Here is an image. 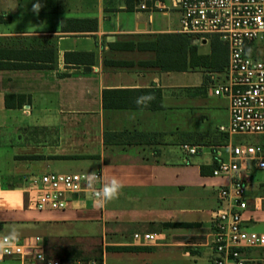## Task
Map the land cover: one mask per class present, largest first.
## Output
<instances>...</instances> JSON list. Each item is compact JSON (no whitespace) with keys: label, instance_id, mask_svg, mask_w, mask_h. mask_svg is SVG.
<instances>
[{"label":"crops","instance_id":"obj_1","mask_svg":"<svg viewBox=\"0 0 264 264\" xmlns=\"http://www.w3.org/2000/svg\"><path fill=\"white\" fill-rule=\"evenodd\" d=\"M149 1L0 0V64L46 65L0 68V231L41 238L46 256L61 264H210L211 217L224 183L211 172L234 145L264 148V135L242 143L220 130L230 122L229 99L212 93L225 77L223 43L190 36L205 64L183 71L156 67V53L139 48L181 34L172 0L140 8ZM148 94L156 99L138 107L136 98ZM6 95L22 96L21 106L10 99L15 108H7ZM48 172H100L103 182L116 176L124 187L103 209L80 194L63 211H37L20 180ZM255 172L264 171L247 174L241 228L264 234ZM136 233L158 242L139 246ZM244 256L264 264V249Z\"/></svg>","mask_w":264,"mask_h":264},{"label":"built area","instance_id":"obj_2","mask_svg":"<svg viewBox=\"0 0 264 264\" xmlns=\"http://www.w3.org/2000/svg\"><path fill=\"white\" fill-rule=\"evenodd\" d=\"M149 7L159 8L158 1H149ZM180 14V33L192 36L197 43L217 39L227 49L224 80L212 93L229 99L230 122L220 127L232 135H264V0H172ZM248 48H251L248 50ZM188 154L196 147L183 146ZM251 170L264 171V148L259 145H234L227 160H218L211 172L212 178L224 181L218 187V207L212 212L214 231L210 235L212 257L210 264H247L251 261L244 252L264 249V234L244 231L242 214ZM93 173V172H91ZM91 173L29 174L21 177L20 192L28 197V206L37 211H63L72 195L89 194L102 186L90 183ZM9 235H0V240ZM139 246L155 245L154 234H134ZM0 264H61L59 259L46 256L41 238L27 237L9 242L0 252Z\"/></svg>","mask_w":264,"mask_h":264},{"label":"trees","instance_id":"obj_3","mask_svg":"<svg viewBox=\"0 0 264 264\" xmlns=\"http://www.w3.org/2000/svg\"><path fill=\"white\" fill-rule=\"evenodd\" d=\"M212 42L220 43L217 39ZM139 48H145L154 51L157 57L153 64L162 70L183 71L188 67L192 70H195L197 67L203 66L205 64L202 62L204 59L197 55V46L192 44L190 35L186 34L158 35L154 42L140 44ZM250 49L251 48H248V50ZM46 54L51 55V53ZM214 57V63L217 64V55ZM43 67H46V65L0 64L1 69H38ZM21 98L22 96L14 97L6 95L5 106L7 108H15L13 107V104L8 102V100L17 99V104L15 106L20 107L23 102Z\"/></svg>","mask_w":264,"mask_h":264},{"label":"clouds","instance_id":"obj_4","mask_svg":"<svg viewBox=\"0 0 264 264\" xmlns=\"http://www.w3.org/2000/svg\"><path fill=\"white\" fill-rule=\"evenodd\" d=\"M40 8H41V4L35 3L33 5V12L38 14ZM155 99L156 97L153 94L142 95L136 98L135 103L137 104L138 107L146 108ZM88 179L90 183H94L98 181V177L96 176L95 172L89 174ZM123 187L124 185L122 184L121 180L116 176H113L110 180L106 182H102V186L99 188V190H96L94 192L95 195V199L93 201L94 207L98 209H103L104 207H106L108 203L117 200L121 194ZM17 235H18L17 232L15 231V229H13L8 237H6L3 240H0V252L5 251L6 248L9 246V242L14 240L17 237Z\"/></svg>","mask_w":264,"mask_h":264},{"label":"rangeland","instance_id":"obj_5","mask_svg":"<svg viewBox=\"0 0 264 264\" xmlns=\"http://www.w3.org/2000/svg\"><path fill=\"white\" fill-rule=\"evenodd\" d=\"M261 49L259 48L258 54L264 53V50H261ZM17 116L19 118L20 117L21 118L22 117H25V111L23 109H20V111L17 112ZM5 117L7 119H11V118H14L16 116H15V114H13V112L12 113L11 112L10 113L7 112V113H5ZM235 139H236V141H240V142L244 143V142H255V140L259 139V137L258 136H255V135H237L235 137ZM252 177H253L252 185H254V182H259L260 181L262 183V185H258V186L264 192V172H255L254 173V176H252ZM2 195L3 196H6V197L7 196L14 197L16 195H19V193L16 192V191H14V192L3 193ZM11 232H12L11 230L3 229L2 231H0V235H3V234L10 235ZM16 232L18 234L17 235V238H23V237L30 236L29 235L30 233H26V232H22V231H16Z\"/></svg>","mask_w":264,"mask_h":264},{"label":"water","instance_id":"obj_6","mask_svg":"<svg viewBox=\"0 0 264 264\" xmlns=\"http://www.w3.org/2000/svg\"><path fill=\"white\" fill-rule=\"evenodd\" d=\"M88 69L87 68H83V71H87Z\"/></svg>","mask_w":264,"mask_h":264}]
</instances>
